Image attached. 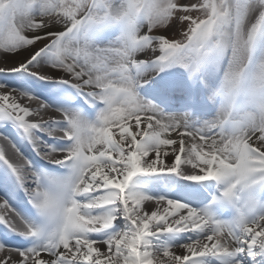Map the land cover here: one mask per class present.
Wrapping results in <instances>:
<instances>
[{"label":"snow or ice","instance_id":"1","mask_svg":"<svg viewBox=\"0 0 264 264\" xmlns=\"http://www.w3.org/2000/svg\"><path fill=\"white\" fill-rule=\"evenodd\" d=\"M0 264H264V0H0Z\"/></svg>","mask_w":264,"mask_h":264},{"label":"bare ground","instance_id":"2","mask_svg":"<svg viewBox=\"0 0 264 264\" xmlns=\"http://www.w3.org/2000/svg\"><path fill=\"white\" fill-rule=\"evenodd\" d=\"M21 147H22V150L25 152V154L29 156V158H31V159L36 158L37 160H39V158L35 156V154L30 150V148H28L24 145H21Z\"/></svg>","mask_w":264,"mask_h":264},{"label":"rangeland","instance_id":"3","mask_svg":"<svg viewBox=\"0 0 264 264\" xmlns=\"http://www.w3.org/2000/svg\"><path fill=\"white\" fill-rule=\"evenodd\" d=\"M35 161H37V160L35 159Z\"/></svg>","mask_w":264,"mask_h":264}]
</instances>
